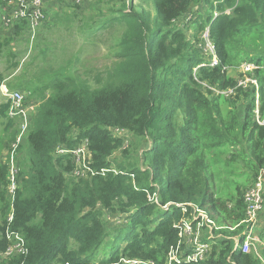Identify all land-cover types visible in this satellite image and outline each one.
Masks as SVG:
<instances>
[{"label":"trees","instance_id":"16d2710c","mask_svg":"<svg viewBox=\"0 0 264 264\" xmlns=\"http://www.w3.org/2000/svg\"><path fill=\"white\" fill-rule=\"evenodd\" d=\"M99 2L111 4L112 15L97 28L117 33L107 46L111 63L89 78L69 68L79 61L70 58L65 73L30 88L41 102L19 141L20 118L9 115V101L0 104V148L16 144L19 163L9 200L11 168L0 165V264H166L176 225L187 218L196 227L202 219L195 208L212 221L197 239L210 249L197 262L171 264H264V230L258 249H238L248 226L245 194L264 169V0ZM94 9L101 11L97 3ZM210 24L220 65L200 67L208 62L204 39L188 31ZM27 25L16 21L7 38L0 30V55L9 50L15 58L6 45ZM244 61L260 66L259 104L255 88L237 86L231 75L242 76ZM131 137L147 141L135 161ZM117 152L127 163L116 164ZM154 193L160 203L150 199ZM115 214L127 219L110 244ZM17 234L25 248L10 253ZM195 247L187 244L184 255Z\"/></svg>","mask_w":264,"mask_h":264},{"label":"rangeland","instance_id":"374dc122","mask_svg":"<svg viewBox=\"0 0 264 264\" xmlns=\"http://www.w3.org/2000/svg\"><path fill=\"white\" fill-rule=\"evenodd\" d=\"M1 1L0 30L7 38L14 34L10 31L11 28L6 26L9 23V12H13V10L17 8L19 1L0 0V2ZM4 1H6V4ZM139 1L140 0H134L136 4L140 3ZM96 3L101 7V11L94 9V4ZM87 5V7L80 10L71 7L65 0H59L57 2L44 0V11L46 10L47 12H44V19L41 24L33 27L29 22L27 28L19 30V34L14 35V40H11V42L6 45V49H11V51L16 54L15 58L9 55V50H6L0 55V78L2 77L0 80V104L9 101L8 94L11 90H21L26 95V104L29 110L28 115L30 116V114L38 109V103L40 104L41 102L40 94H34L30 88H41V86L47 84L50 80L47 76L52 73L55 74L61 70L65 73L70 58L75 60L76 57H79V61L75 60L74 64L70 65L69 68H74L80 74H84L89 78L94 77L95 72L101 69L103 70L106 65L111 63L112 60L107 46L112 43L111 41L114 40V35L117 33L111 30L110 27L97 28V25L99 26L102 21L112 15L110 10L111 4H102L99 0H89V4ZM115 8L114 6V9ZM202 12L205 15V11L203 10ZM77 13H80V15L74 16ZM192 18L193 15H188L186 17L185 20L188 25H190L189 22ZM89 23L94 25L96 30L91 31L90 29H93V27L87 25ZM189 30V36L197 34L201 36V38L203 37V32L196 33L194 27ZM92 40H95V43L92 44ZM44 72L50 73L44 74ZM231 75L239 78L238 72L237 74L232 72ZM45 81L46 83H44ZM17 82L21 83L22 86H16ZM27 90L30 91V94ZM52 90L53 87H49V89L44 91V95H50ZM27 101L29 103H27ZM17 123L19 125V121H17ZM3 128L4 126H0L1 135H5ZM26 134L27 132L25 131L23 136L25 137ZM130 142V158L135 161L140 155L139 144H147V141H140L131 137ZM11 153L12 150H8V147L4 145L0 148V165H7L14 171L19 168V163L14 160L15 156L12 157ZM113 157L115 158L116 164L119 166L126 162L120 152L114 154ZM11 177L12 173L8 175V180L11 179ZM14 177L16 179L17 175L14 174ZM12 184L13 183L7 184V191L4 193L8 200L12 198L9 196V194L12 193ZM15 185L16 187L13 189L16 190L19 185V179L18 185L17 183ZM2 190L3 188L0 183V193ZM12 212V208L8 206V218L11 216ZM113 216L114 217L111 218L113 228L109 226L110 234L107 238V242H110V244L114 241L117 231L125 226L126 223L123 222L127 219L124 214H115ZM3 218L4 214L2 215L0 210V220ZM263 221L264 220H261V222ZM258 225H260V229L258 230V234L260 235L264 227L260 221ZM124 244L125 243H123V245ZM240 247L241 245L238 244V249ZM256 248L258 249L257 245ZM108 252L109 248H106L100 251V256L103 257V254H108Z\"/></svg>","mask_w":264,"mask_h":264},{"label":"built area","instance_id":"2783aa9c","mask_svg":"<svg viewBox=\"0 0 264 264\" xmlns=\"http://www.w3.org/2000/svg\"><path fill=\"white\" fill-rule=\"evenodd\" d=\"M19 5L13 12H9V20L7 27L14 26V23L18 20H27L28 23L30 22L33 27L39 26L41 22L44 19V0H18ZM51 2H57L59 0H50ZM68 4L72 6H82L86 0H65ZM6 4V1H4ZM225 13H230V10L227 9ZM219 16V12L215 11L214 13V19ZM211 22V23H212ZM211 24L207 26L206 30L203 32L204 39L203 42H201V48L203 49L208 62L200 64V67H205L206 64H209L211 67H217L220 65V59L218 58L217 51H216V45L211 40ZM260 66L256 65L254 62H248L244 61L239 66V74L242 76H239L237 78V86L243 87V88H255V95H256V104H259V90H260V83L259 79L254 75V70L259 68ZM241 68V69H240ZM227 69V67H224V70ZM234 91L233 88H230L224 93L226 95H231ZM9 96V115L11 117H19L21 124V132L18 137V141L21 139V136L26 131L28 127V119H29V110L28 105H26V96L24 92L21 90H11V92L8 94ZM30 105V104H29ZM258 110V109H257ZM258 112V111H257ZM261 124H264V120H259ZM18 148L16 144H14V147L11 153V156L14 157L15 150ZM75 153L79 154V150L75 151ZM15 160V159H14ZM14 172V173H13ZM12 173L11 177V183L12 185V193L11 196L15 193L16 187V179L14 177V174L17 175V169L12 170L10 169V174ZM264 169L260 172L255 184L246 192L245 194V202L247 205V218L243 221L245 222L247 226V230L244 232V239L242 241L241 248L244 251H249L252 246H256L258 243H263V241L260 238V235L258 234V230L260 229L259 223V215L264 209ZM151 200H154L157 203H160L159 198L154 193L149 196ZM13 199V196H12ZM170 203H167L165 205H162L163 208H168ZM191 206H194L190 204ZM178 206H180L178 204ZM195 213L198 214V216H201V220L197 222V226L195 227L191 220L187 218L181 219L180 223L176 225L178 229V242L175 245H171V248L168 253V260L166 264H171L172 262L176 263H182V262H197L198 260L202 259L204 254L210 249V244H202L198 243L197 239L200 238V232L204 225V222H212L210 218L208 217L206 211L195 208ZM183 214H185V209L183 210ZM13 217V214L9 216V220L11 221ZM242 222V223H243ZM17 242L14 246V248L10 249V253L16 251L17 253L21 252L25 248V241L22 237L17 234L16 236ZM256 243V244H255ZM188 245L190 246H196L193 248V251L187 253L186 255L184 252V248ZM125 262H133V263H141L137 260H124ZM153 264V263H151Z\"/></svg>","mask_w":264,"mask_h":264},{"label":"crops","instance_id":"0c3cea01","mask_svg":"<svg viewBox=\"0 0 264 264\" xmlns=\"http://www.w3.org/2000/svg\"><path fill=\"white\" fill-rule=\"evenodd\" d=\"M259 219H260V223H262L263 227H264V221L261 222V220H264V209L262 210V212L259 215Z\"/></svg>","mask_w":264,"mask_h":264}]
</instances>
